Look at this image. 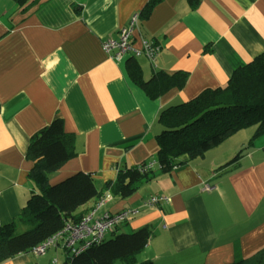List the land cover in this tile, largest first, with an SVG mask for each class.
Wrapping results in <instances>:
<instances>
[{"label":"crops","instance_id":"0c3cea01","mask_svg":"<svg viewBox=\"0 0 264 264\" xmlns=\"http://www.w3.org/2000/svg\"><path fill=\"white\" fill-rule=\"evenodd\" d=\"M147 2L36 0L23 10L0 0V226L16 218L31 194V136L55 118L74 135L77 153L51 174L52 184L83 171L102 187L119 168L150 162L159 172L162 109L226 85L236 68L264 51V0H161L141 18L132 49L111 58L103 42L117 38ZM144 40L161 46L152 60ZM129 60L141 65L146 80L158 70L185 71L188 78L151 98L129 76ZM254 132L249 126L197 157L181 156L182 166L158 173L129 197L113 196L96 215L137 209L116 231L152 230L138 261L227 264L252 255L264 246V134L221 165ZM151 197L163 199L145 205ZM62 250L21 252L0 264H59Z\"/></svg>","mask_w":264,"mask_h":264},{"label":"trees","instance_id":"16d2710c","mask_svg":"<svg viewBox=\"0 0 264 264\" xmlns=\"http://www.w3.org/2000/svg\"><path fill=\"white\" fill-rule=\"evenodd\" d=\"M14 1L26 10L36 0ZM160 1L148 0L140 11L141 18L147 19ZM127 71L151 98L159 97L171 87H183L188 78L185 71L169 74L158 70L146 80L136 60H129ZM158 119L162 125L156 134L159 172L121 167L116 178L106 181L102 187L90 172L83 171L52 184L51 174L77 153L74 135L65 130L60 117L35 132L27 150V158L33 161L28 173L31 194L16 218L0 226V262L31 251L67 224L78 222L106 193L112 197H129L158 173L182 166L181 156L197 157L235 132L255 126L248 144L221 168L239 159L264 134V51L236 68L226 85L206 88L191 99L165 107ZM93 200L96 203L92 207H85ZM122 224L111 228L114 229L112 236L106 235L82 252L63 249V264H114L118 259L126 264H155L152 260L137 259L152 230L146 226L131 232H117L116 227ZM227 264H264V246L248 257H238Z\"/></svg>","mask_w":264,"mask_h":264},{"label":"built area","instance_id":"2783aa9c","mask_svg":"<svg viewBox=\"0 0 264 264\" xmlns=\"http://www.w3.org/2000/svg\"><path fill=\"white\" fill-rule=\"evenodd\" d=\"M140 21V13L134 12L129 22L123 25L119 30L117 38H108L103 42V48L111 58L121 59L132 49L131 38L134 30L139 27ZM160 48L161 46L152 40L143 41V51L150 60L155 58ZM140 52L141 50H137L138 54ZM145 165L139 166V169H149L153 166V163L150 162ZM110 198H112V195L109 192L106 193V195L100 198L95 206L85 213L78 222L67 224L65 228L33 247L31 251L37 255H41L45 254L51 247L61 246L63 249L79 253L94 243L100 242L106 236L108 230L115 225L124 223L126 220H129L132 215L137 213L136 208H128L117 212H105L97 216V210ZM161 199L163 198L151 197L145 201V205L160 204ZM164 199L167 200L166 197ZM52 264H57V259H54ZM66 264L72 263L67 262Z\"/></svg>","mask_w":264,"mask_h":264},{"label":"rangeland","instance_id":"374dc122","mask_svg":"<svg viewBox=\"0 0 264 264\" xmlns=\"http://www.w3.org/2000/svg\"><path fill=\"white\" fill-rule=\"evenodd\" d=\"M110 230H111V229H110ZM110 230H109V231H110ZM20 231H23V229L20 230ZM109 231H108V232H109ZM108 232H107V233H108ZM109 234H110V233H109ZM106 235H108V234H106ZM51 248H53V247H51ZM51 248H50V251H51ZM51 252H52V251H51ZM58 259H59V264H61V263L63 262L62 255H59V256H58ZM114 264H126V263H125L122 259H118V260L115 261Z\"/></svg>","mask_w":264,"mask_h":264}]
</instances>
